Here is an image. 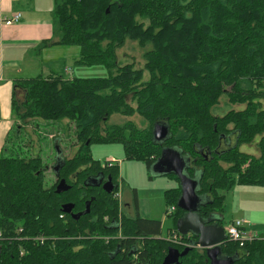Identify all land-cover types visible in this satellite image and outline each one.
<instances>
[{
  "label": "trees",
  "instance_id": "1",
  "mask_svg": "<svg viewBox=\"0 0 264 264\" xmlns=\"http://www.w3.org/2000/svg\"><path fill=\"white\" fill-rule=\"evenodd\" d=\"M52 19L57 40L44 46L78 47V65L104 66L110 75L15 83L25 92L22 103L17 92L13 98L16 139L34 120L50 123L46 128L69 120L78 147L66 157L60 136L45 142L59 152L56 181L46 187L43 158L24 157L22 146L9 147L13 134L7 138L0 156V264H162L170 248L197 245V236L177 231L185 215L177 205L180 186L165 193L176 211L164 238L162 221L140 215L136 190L132 204L118 197L120 167L96 160L93 145H120L126 160L143 162L148 172L164 150L179 151L206 199L201 216L223 228L222 191L236 184L264 188V0H56ZM127 40L151 46L143 68L118 63ZM223 97L231 109L217 115ZM115 115L143 122L111 124ZM157 124L169 128L161 142L154 138ZM32 130L48 132L36 123ZM244 145H255L258 154L241 151ZM110 179L111 194L104 190ZM63 180L70 189L58 194ZM68 204L72 214L63 213ZM175 234L181 244L171 242ZM221 252L235 264H264V239L241 246L227 237ZM179 263L211 264L198 247Z\"/></svg>",
  "mask_w": 264,
  "mask_h": 264
},
{
  "label": "rangeland",
  "instance_id": "2",
  "mask_svg": "<svg viewBox=\"0 0 264 264\" xmlns=\"http://www.w3.org/2000/svg\"><path fill=\"white\" fill-rule=\"evenodd\" d=\"M151 50V46L142 48L139 44L132 40H127L126 44L117 50L118 63L121 65L132 64L136 69L144 67L146 62L145 54ZM66 56L65 47L60 49H53L46 51L43 54L41 60L37 61V67L34 69L35 76L32 78L45 77L50 78L51 76H61L65 79L74 78H106L110 75L109 70L104 66H80L77 64V60L80 58V49L73 47L70 49V56L67 59V63L61 62L62 57ZM73 69V75H69L66 69ZM48 70L50 72L47 74ZM52 71V72H51ZM48 75V76H47ZM148 79V75H146ZM17 100L22 103L25 98V92L21 89L17 90ZM229 104L227 98L223 97L221 103L216 110V114H224L229 111ZM135 120L138 123L143 122L141 118L135 116L133 118H126L120 115H115L111 118V124H124L126 121ZM42 124L45 132L43 135L37 136L33 133L32 125ZM50 123H45L42 120H34L30 126L22 133L20 139H16L17 133L12 135V142L9 144L10 149L13 146H22L21 150L24 152V157L38 156L40 155L46 164L45 173V185L46 187L52 186L55 181V168L57 162L58 150H49L45 147V142H50L53 139L52 135L60 136L58 140H61V145L65 151L66 157H72L77 151V131L76 125L71 123L69 120H63L60 122H51V126H46ZM143 125H141L142 127ZM43 129V128H42ZM31 135L32 139L30 141ZM41 140V142H40ZM53 144V142H52ZM235 144V138H233L232 144ZM32 147V148H31ZM18 148L16 149V151ZM31 150V152H30ZM252 152L258 154V150L255 145L253 146H242L241 151ZM15 151V152H16ZM93 157L101 163L107 162L108 159H114L115 165L120 167L119 177L122 179L124 184L121 186L124 188L123 195L127 203L134 202V191H137V197L139 200V213L143 218L159 220L163 223V237H169V230L174 228V217L170 214L167 215L173 206H167L166 192L178 188L180 182L174 177H160L156 176L153 170L147 171V168L143 162L128 161L125 157V151L120 145H107L98 144L92 146ZM152 178V179H150ZM225 195V211L224 226H228L232 221H241L244 223L248 236H255L259 239H264V188L255 186H241L236 184L230 191H222ZM204 202L205 198H202ZM182 241V240H181ZM181 241L174 242L175 244H181ZM176 249V248H175Z\"/></svg>",
  "mask_w": 264,
  "mask_h": 264
},
{
  "label": "crops",
  "instance_id": "3",
  "mask_svg": "<svg viewBox=\"0 0 264 264\" xmlns=\"http://www.w3.org/2000/svg\"><path fill=\"white\" fill-rule=\"evenodd\" d=\"M55 1L0 0V156L7 138L14 132L12 104L17 92L15 83L35 76L33 74L37 71L34 70L38 65L37 61L41 60L46 51L63 47L44 46L47 41L57 40L52 19ZM17 13L23 16L21 22L11 27L6 26L5 20ZM71 48L73 47H65L66 56L61 60L63 64L67 63ZM66 70L69 75H73V69ZM49 72L50 70L47 74ZM123 191L124 188L121 193L124 197ZM124 201L126 202L123 198Z\"/></svg>",
  "mask_w": 264,
  "mask_h": 264
},
{
  "label": "water",
  "instance_id": "4",
  "mask_svg": "<svg viewBox=\"0 0 264 264\" xmlns=\"http://www.w3.org/2000/svg\"><path fill=\"white\" fill-rule=\"evenodd\" d=\"M109 12V10H108ZM169 137V128L162 124H157L154 128V138L161 142ZM189 160L175 149L164 150L159 160L153 165L152 169L156 176L165 177L175 175L180 182L182 190L178 201V207L185 212V215L177 222V231L181 235H194L198 237L197 245L187 247L183 252L178 249L170 248L162 264H180L181 258L187 256L193 248L207 250L208 258L212 264H235L230 259L223 257L221 252L222 245L227 240V235L223 227L212 224L213 219H206L200 214V207L205 205L204 200L198 193L199 180L193 179L186 174ZM58 167L55 168V172ZM70 186L63 180L57 187V193L68 191ZM104 190L111 194L114 185L110 179L104 184ZM90 205H88V209ZM74 205L68 204L63 207V213L72 214ZM88 213L90 210L87 211ZM76 218L77 216L74 215Z\"/></svg>",
  "mask_w": 264,
  "mask_h": 264
},
{
  "label": "built area",
  "instance_id": "5",
  "mask_svg": "<svg viewBox=\"0 0 264 264\" xmlns=\"http://www.w3.org/2000/svg\"><path fill=\"white\" fill-rule=\"evenodd\" d=\"M22 14L21 13H17L14 14L12 17H10L9 19L5 20V24L8 27L14 26L16 24H19L21 22L22 19ZM108 167H112L116 164V161L114 159H110L106 162ZM118 197L120 198V194L118 195ZM176 211V207H172L169 210V214H173ZM225 232L228 238H230L231 240L240 243L241 246L244 245L245 242L247 241H251L255 238V236H248L246 229L244 227V223L241 221H232V223H230L228 226H225ZM1 236V234H0ZM171 242H178L181 241V236L179 234H175L173 236L170 237ZM180 243V242H178ZM177 243V244H178Z\"/></svg>",
  "mask_w": 264,
  "mask_h": 264
},
{
  "label": "flooded vegetation",
  "instance_id": "6",
  "mask_svg": "<svg viewBox=\"0 0 264 264\" xmlns=\"http://www.w3.org/2000/svg\"><path fill=\"white\" fill-rule=\"evenodd\" d=\"M103 184H104V182H103ZM123 198V196H122V194L120 193V199H122ZM214 222L212 223V224H218V222L216 221V219H214L213 220ZM225 228V227H224ZM191 246H193V245H191ZM191 246H189V247H191ZM211 262V261H210ZM212 264V263H211Z\"/></svg>",
  "mask_w": 264,
  "mask_h": 264
}]
</instances>
